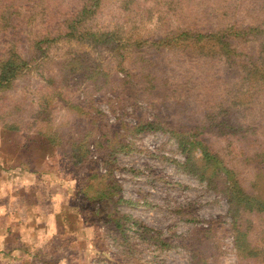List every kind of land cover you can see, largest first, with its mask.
Returning a JSON list of instances; mask_svg holds the SVG:
<instances>
[{
	"label": "trees",
	"instance_id": "obj_1",
	"mask_svg": "<svg viewBox=\"0 0 264 264\" xmlns=\"http://www.w3.org/2000/svg\"><path fill=\"white\" fill-rule=\"evenodd\" d=\"M102 1L0 0V129L30 133L28 143L41 159L58 150L84 164L92 161L89 153L94 152L105 172L95 170L88 176L81 194L94 221L109 225L110 232L124 240L127 228L143 227L117 210V205L130 202L119 196V184L106 164L124 144L114 139L107 143L102 133L95 136L96 125L88 114L96 113L97 97L109 94L118 104L126 93L127 99H144L152 105L155 89L162 91L164 99L176 102L186 101L195 92L194 101L201 105L208 123L197 126V136L207 132L209 125L208 133L247 142L264 128V22L259 21L264 20V0L253 8L248 7L257 0H245L242 9L247 22L229 16L232 8L236 10L231 0H151L154 9L164 2L177 11L186 10L185 20H168L158 9L149 28L145 21L127 20L111 29L91 23ZM121 3L132 10L127 8L129 0ZM208 6L212 20H207ZM70 40L101 47L108 54L88 58L81 49L50 54L56 43ZM247 41L254 50L244 54L242 44ZM49 64L55 65L54 72ZM115 73L122 76L113 84ZM9 93L18 98L8 101ZM254 108L259 115H250ZM61 113L72 117H61ZM157 118L135 116L131 127L159 129ZM187 139L177 138L183 155L177 165L225 196L233 246L242 256L260 258L264 247L252 244L248 225L251 214L264 213V199L245 190L235 168L210 154L201 137ZM261 147L247 159L264 157ZM195 149L198 157L192 153ZM216 177L220 181L215 182Z\"/></svg>",
	"mask_w": 264,
	"mask_h": 264
},
{
	"label": "rangeland",
	"instance_id": "obj_2",
	"mask_svg": "<svg viewBox=\"0 0 264 264\" xmlns=\"http://www.w3.org/2000/svg\"><path fill=\"white\" fill-rule=\"evenodd\" d=\"M260 2L257 0L255 6L251 4L248 8L256 7ZM153 3L151 0H129L127 8L132 10H128L121 0H103L91 23L96 27L111 29L127 20L130 23L142 20L149 28L154 17L158 16L154 15L158 9L162 13L159 15L168 20H185L182 13H188L186 10L177 11L164 2L154 9ZM230 3L236 5V10L232 8L229 16L235 21L247 22L244 18L247 15L242 9L245 0H231ZM210 12L209 9L207 20H212ZM242 47L244 54L254 50L250 41L243 43ZM75 49L87 52L88 58H102L108 54L101 47L74 40L56 43L50 54H62L65 50ZM54 66L49 64L52 72ZM121 76L115 73L113 84L118 83L117 78ZM29 77L34 81L33 73ZM12 93L8 94V101L18 98L17 95L11 97ZM162 94V91L155 89L156 98L152 97L149 101L152 105H147L144 99H127L126 93L122 96L123 101L117 104L111 95L105 94V97L98 96L95 101L94 108L98 111L88 114L96 125L95 136L102 133V139L107 143L114 139L124 144L114 151L109 157L110 163L106 165L111 167V175L119 184V196L130 202L117 205V210L142 225V230L130 226L123 240L121 236L110 232L109 225L94 221L81 194L85 190L84 183L89 181L88 176L95 170L97 173L105 172L97 163L98 157L95 158L94 152L89 153V159L96 162L79 164L58 150L53 151L45 159V173L38 176L34 189L39 194L64 196L61 199L66 201L65 206L69 208L68 219L73 228L80 231L76 238L81 239L73 248H78L80 252L81 248L86 250L83 264H264V259H261L264 257L263 252L260 258L246 257L240 255L233 246L225 196L214 192L206 181L199 180L192 172L177 165L183 161L177 138L187 136V140H195L201 137L210 154L217 156L229 168H235L237 179L245 190L264 199V157L247 159L253 151H259L264 145V128L247 142L208 133L211 129L209 125L207 132L197 136V126L208 123L204 120L201 105L194 101L195 92H190L187 100L182 102L166 100ZM250 115H259V112L254 108ZM60 116L72 117L67 113H61ZM135 116L142 120L158 117L155 121L159 129L134 130L131 126ZM192 153L195 157L199 156L198 149ZM238 160L241 161L238 163ZM40 180H45V183ZM214 181L220 179L216 177ZM248 229L252 244L264 247V213L251 214ZM74 252L68 251L71 263L77 257L76 254L71 255ZM42 254L46 255V252Z\"/></svg>",
	"mask_w": 264,
	"mask_h": 264
},
{
	"label": "crops",
	"instance_id": "obj_3",
	"mask_svg": "<svg viewBox=\"0 0 264 264\" xmlns=\"http://www.w3.org/2000/svg\"><path fill=\"white\" fill-rule=\"evenodd\" d=\"M30 137L0 129V264H83L86 250L73 248L80 231L68 219L64 196L34 189L48 156L39 158ZM70 250L77 256L72 263Z\"/></svg>",
	"mask_w": 264,
	"mask_h": 264
}]
</instances>
